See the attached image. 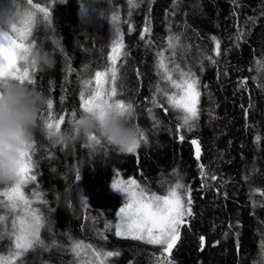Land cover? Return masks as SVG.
Here are the masks:
<instances>
[{"label": "trees", "instance_id": "trees-1", "mask_svg": "<svg viewBox=\"0 0 264 264\" xmlns=\"http://www.w3.org/2000/svg\"><path fill=\"white\" fill-rule=\"evenodd\" d=\"M33 4L49 10L50 23L27 0H0V6L23 9L21 19L36 13L34 40L28 42L55 63L30 70L35 79L30 86L53 100L56 118L65 116L61 129L73 112L82 111L80 92L85 81L95 86L96 71L108 72L105 87L111 86L109 56L118 29L116 98L133 104V123L146 141L135 153L108 144L92 150L82 140L57 144L37 127L30 173L36 180L23 190L43 216V245L28 251L22 264H87L90 255L75 256L73 242L118 252L108 264H156L161 246L118 237L106 227L118 221L125 202L111 184L129 178L159 195L176 183L184 186L185 201L190 193L192 214L180 226L172 264H264V0ZM161 59L173 79L183 72L197 81L198 116L190 126L181 127L183 113L156 91H174L157 68ZM154 95L163 107L153 105ZM47 112V107L41 112L44 120ZM10 245L9 239L0 240V254L7 255Z\"/></svg>", "mask_w": 264, "mask_h": 264}, {"label": "snow or ice", "instance_id": "snow-or-ice-1", "mask_svg": "<svg viewBox=\"0 0 264 264\" xmlns=\"http://www.w3.org/2000/svg\"><path fill=\"white\" fill-rule=\"evenodd\" d=\"M27 4L36 11L43 13L45 21L51 22L47 8H43L39 4H33V0H27ZM35 17L36 13L29 11L26 13V19H20L18 23L12 25L10 30L0 29V78L10 77L19 80L21 83H35L30 70L21 67L20 64V54L22 52L28 53L36 47L35 43H28L30 39L34 40ZM116 19L117 17L114 16L113 22ZM172 39L169 38L170 47L173 46ZM120 48H122V44L117 29V39L114 41L112 49L113 54L109 56L112 61V67L109 70L111 86L105 87L106 84H109V73L96 71L94 75L95 86L92 87V80L85 81V90L80 92L79 107L82 111L102 110L105 107L111 108L113 106L121 110L133 108L131 102L116 98L118 92L115 62ZM157 68L163 70V80L170 83L172 88L177 89V92L169 94L157 87V93L163 92L167 98V104L183 113L179 117L183 121L181 127L189 125V122L198 116L196 107L199 98V92L196 89L197 81L192 78L190 73L183 72H180L179 81L173 79L163 59L158 62ZM152 103L154 106L163 107V105L157 104L155 95L152 98ZM53 107V100L48 99L47 119L44 120V123L50 138L55 132L61 130V126L65 122L64 115H59L56 118L55 113L52 111ZM165 111H168V109L165 108ZM149 113L151 114V109H149ZM41 116L43 117V113ZM92 141H96L97 144L100 143L95 136H91L89 137L88 147ZM141 141H146L142 131L140 140L129 148L128 153H135ZM193 143L195 144L196 141H193ZM34 151L35 146L32 141L20 153V159L15 169L14 182L0 184V240L7 238L11 241L8 254H0V264H17L18 261H21L22 264V257L28 251L38 245H43V241L40 239V230L44 223L43 216L38 209L32 207L33 201L25 195L23 190L26 184L36 180L34 174L30 175L34 167L32 161V152ZM77 179H79V176H77ZM183 188V185L176 183L174 187L168 189L167 194L157 195L155 193L148 194L134 178H129L127 181L122 179L114 181L111 184V189L115 193L121 194L125 202L116 213L118 222L108 224L106 227L113 229L114 234L118 237L131 238L149 245L161 246V256L157 258L156 264H172L171 254L180 240V226L185 223L184 217L192 214L190 193H185L188 197L185 201L179 192ZM261 194L264 195V193ZM34 195L38 196V194ZM5 212L7 214H3ZM9 217H11L10 224L8 223ZM201 242H203V237H201ZM262 249H264V246H262ZM71 251L77 257H81L82 253L90 255L91 259L87 261V264H108V258L119 255L118 252L97 250L91 245H84L83 242H73Z\"/></svg>", "mask_w": 264, "mask_h": 264}, {"label": "clouds", "instance_id": "clouds-1", "mask_svg": "<svg viewBox=\"0 0 264 264\" xmlns=\"http://www.w3.org/2000/svg\"><path fill=\"white\" fill-rule=\"evenodd\" d=\"M20 11L9 5L0 6V29L10 30L21 19ZM21 67L31 71H44L54 67V58L39 48L20 54ZM48 98L27 82L21 83L10 77L0 78V184L15 180V169L20 153L32 142L33 131L45 127L41 116L47 107ZM134 108L121 110L115 106L72 114L68 127L52 136L60 145L72 144L78 140L89 143L95 136L100 142L92 141L89 148L96 150L101 144H108L121 153H128L140 140L141 130L135 126Z\"/></svg>", "mask_w": 264, "mask_h": 264}, {"label": "rangeland", "instance_id": "rangeland-1", "mask_svg": "<svg viewBox=\"0 0 264 264\" xmlns=\"http://www.w3.org/2000/svg\"><path fill=\"white\" fill-rule=\"evenodd\" d=\"M28 43H30V42H28ZM180 79H178V81H179ZM196 89H197V91L199 92V90H198V87H197V85H196ZM174 92H177V89H175L174 88V91H173V93ZM198 101H199V98H198ZM198 105V104H197ZM197 105H196V107H197ZM117 180H120V179H117ZM122 180H124V179H122ZM124 181H127V180H124ZM146 191V190H145ZM148 194H152L151 192H149V191H146ZM179 192H180V194L183 196V197H185L184 196V192L182 191V190H179ZM157 195H159V194H157ZM185 199V198H184ZM118 222V221H117Z\"/></svg>", "mask_w": 264, "mask_h": 264}, {"label": "water", "instance_id": "water-1", "mask_svg": "<svg viewBox=\"0 0 264 264\" xmlns=\"http://www.w3.org/2000/svg\"><path fill=\"white\" fill-rule=\"evenodd\" d=\"M195 148L198 149V145H197V143H195Z\"/></svg>", "mask_w": 264, "mask_h": 264}, {"label": "bare ground", "instance_id": "bare-ground-1", "mask_svg": "<svg viewBox=\"0 0 264 264\" xmlns=\"http://www.w3.org/2000/svg\"><path fill=\"white\" fill-rule=\"evenodd\" d=\"M193 141H195V140H193ZM193 141H192V142H193ZM194 145H195V144H194Z\"/></svg>", "mask_w": 264, "mask_h": 264}]
</instances>
